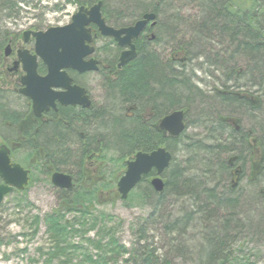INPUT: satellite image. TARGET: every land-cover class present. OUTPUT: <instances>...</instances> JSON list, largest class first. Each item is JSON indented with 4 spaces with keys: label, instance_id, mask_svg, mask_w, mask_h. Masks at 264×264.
<instances>
[{
    "label": "trees",
    "instance_id": "trees-1",
    "mask_svg": "<svg viewBox=\"0 0 264 264\" xmlns=\"http://www.w3.org/2000/svg\"><path fill=\"white\" fill-rule=\"evenodd\" d=\"M21 1L0 0V44L9 35L4 19L14 18ZM98 1H102V6L108 9L116 8L117 12L124 6V0L118 7L107 6L106 0H77L81 5H92ZM156 1L126 0V11L132 12L126 20L134 21L142 11L153 8ZM191 1L200 8V14L193 17L192 25H187L183 19L175 22L180 25L178 32L184 38L183 46L197 50L199 60L204 59L203 55L210 60H203L199 67L215 69L224 79L229 64L241 63L247 70L242 72L239 82L248 84V87L252 84L258 87L264 85V49L256 43L254 32V27L262 28L264 23V0ZM167 4L168 1H165L163 5ZM56 7L59 8L58 5ZM167 27L162 28L164 33L169 31ZM214 46L226 48L215 55ZM139 66L140 69L130 70L127 74L131 79L127 82L129 91L126 89V99L134 100L143 91L142 96L146 100L151 97L155 104L162 102L159 111L174 106L188 108L185 130L174 141H159L139 123L119 119L114 112L101 123L100 131L105 134V143L115 140L114 143L123 147L126 140V159L130 153L152 151L164 146L172 156L169 166L162 173L164 189L162 193H157L147 176L135 187L150 210L136 224V237L129 247L118 242L106 223L98 228L93 237L86 236L101 220L113 221L114 217L105 214L92 216L95 203L85 195L84 190L74 187L64 191L59 207L44 218L51 242L43 254L46 256L45 264H70L73 257H80L78 262L83 264H108L121 256H125L126 263L131 264H176V259L186 257H193L198 264H256L248 258L232 261L230 245L247 232L264 236V180L256 182L261 175L264 176V169L253 178L246 177L253 184L252 194L256 197L238 196L239 180L232 183L231 176L236 173L241 179L246 170L251 169V159L246 153L250 148L246 142L235 139L233 131L232 137L223 135L228 129L218 115L233 112L244 125L261 124L262 121L253 118L251 110L239 98L221 99V94L213 88L221 82L213 74H207L212 82L210 91H204L193 86L187 74L178 75L179 81L171 80L166 65L156 60L142 61ZM139 71L147 74L150 86L146 89L138 82ZM112 91L110 98L115 103L122 91L119 88ZM149 91L153 94L148 95ZM54 133L59 132L53 128L45 132L47 149L54 153L53 157L59 159L62 156V159L70 161L74 158L70 146L75 145L76 136L67 131L65 140L60 144L54 141ZM63 145L65 154L60 152ZM67 165L71 166V163ZM222 179L232 183L226 196L223 192L227 189L222 186ZM220 189L222 192H219ZM253 201H256L257 210L252 209ZM67 212L74 213L72 219L65 217ZM38 219L36 216L34 224H38ZM77 236L80 239L74 241ZM83 240L93 245L94 253L81 246Z\"/></svg>",
    "mask_w": 264,
    "mask_h": 264
},
{
    "label": "flooded vegetation",
    "instance_id": "flooded-vegetation-1",
    "mask_svg": "<svg viewBox=\"0 0 264 264\" xmlns=\"http://www.w3.org/2000/svg\"><path fill=\"white\" fill-rule=\"evenodd\" d=\"M165 1L168 0H157L153 8L142 11L134 21L126 20V16H131L126 11V0L119 12L116 9L101 6L100 13L106 25L115 30L126 31V27L133 25L137 19H142L143 14L152 13L154 17L146 23L139 35L132 39L136 56L123 65H119L121 54L130 47L126 44L120 45L113 36L101 34L95 23L90 22L86 25L91 39L85 41V45L91 52L82 57L85 63L83 66L94 62V64H89L94 68L87 70H80L81 65L56 70V63L50 68L43 57L38 54V51L43 49L36 46L37 40L34 33L46 31L50 27L69 24L75 12L70 16L69 21L55 26L30 24L22 28L19 26L9 28L8 26L17 23H6L9 35L0 44V169H2L0 187L8 186L10 190L3 196L0 205L27 190L36 176H39V182H47L54 186L51 178L56 172L69 175L72 189L77 187L84 190L85 195L95 204L113 203L120 200L118 181L125 173L126 161L132 159L134 154L130 153L126 159V140L123 147L114 143L115 140L105 143V134L100 131V125L114 112L119 119L123 118L125 121L128 119L133 124L139 123L145 131L155 135L157 140L171 142L177 137L171 136L168 131L160 128V122L165 116L183 110V131L185 130L188 108L174 106L168 110L159 111L162 102L155 104L151 97L146 100L142 96L143 91L134 100L126 99V89L129 91L127 82L131 79L129 75L127 77L128 72L140 69L139 65L142 61L148 59L165 64L168 68V76L175 82L179 81L178 75L183 72L194 74V78L191 79L192 85H197L195 82L198 81L200 85L197 87L205 89L202 86L205 82L196 75V70L202 68L199 64L203 60L205 62L210 60L206 59L205 55H203V60H199L197 57L200 56L199 53L190 52L189 47L183 46L184 39L178 32L180 25L175 22V20L183 19L186 23V19H193L195 15L200 14V8L186 17L182 6L170 5L169 1L167 5H163ZM246 1L256 2L257 0ZM81 6L90 8L92 5ZM167 25L169 31L164 33L162 28ZM254 32L256 43L264 49V23L262 28L254 27ZM259 34L262 35L261 38L258 37ZM120 37L126 38V32H122ZM236 40L239 39L236 38ZM214 48L215 54H218L226 47L214 46ZM60 51L61 49H58V52ZM228 66L224 79L216 73L215 69L202 68V72L206 76L213 74L221 82L213 87L221 94V99L239 98L243 105L251 110L253 118L262 121L261 124L244 125L233 112L218 115V118L226 123L227 129L231 133L233 131L235 139L249 145L250 149L246 153L251 159L250 170L251 178H253L264 169L262 160L264 157V117H260L264 116V85L258 87L252 84L248 87V84L239 82L242 72L247 70L244 69V65L238 63ZM30 68H34L35 77L28 73ZM51 70L55 73L54 77L50 76ZM138 75V82L144 87L143 89L150 86L146 73L139 71ZM174 76L177 77L173 78ZM45 77H48V83H58V86H46L45 81L40 83L41 78ZM24 81L28 82V86ZM207 85V90L210 91V82ZM25 87H28L30 91L29 96L22 92ZM116 88H119L122 93L120 92L119 101L114 103L110 95H113L112 90ZM152 94L149 91L148 95ZM49 128L59 132L52 136L54 141H59L60 144L65 140L67 131L76 136L75 145L70 146L73 159L69 161L62 159V156L59 159L52 156L54 153L47 149L44 142L45 132ZM60 152L65 154L64 145L60 147ZM67 163H71V166ZM230 164L233 163L230 162ZM15 165L27 172L28 181L23 189L13 184L18 183L20 177V172ZM236 168L239 171V166ZM154 176L155 170L152 169L147 179L150 181ZM6 179L10 182L8 183ZM54 187L62 192L70 191Z\"/></svg>",
    "mask_w": 264,
    "mask_h": 264
},
{
    "label": "rangeland",
    "instance_id": "rangeland-1",
    "mask_svg": "<svg viewBox=\"0 0 264 264\" xmlns=\"http://www.w3.org/2000/svg\"><path fill=\"white\" fill-rule=\"evenodd\" d=\"M168 1L170 5L182 6L186 17L198 10L197 5L191 0ZM80 5L81 3L77 0H59V3L58 0H23L17 6L15 19L7 17L4 21L17 23L8 26L9 28L18 26L22 28L30 24L61 25L70 20V16ZM106 5L118 7L122 5V0H106ZM127 13L132 14L131 10H128ZM190 52L193 51L190 50ZM196 75L204 79L205 83L202 86L207 90V83L210 82L211 84V79L199 70H196ZM246 177L245 175L239 179L236 191L238 196L249 195V198H252L251 196L255 195L252 194V187L254 186L249 183ZM39 179V176H36L25 193H19L16 197L9 198L7 202L0 205V264H45L46 256L43 254L48 250L51 242L44 224V218L59 207L63 192L47 182H39ZM261 180H264L263 175L256 182ZM73 198L75 197L73 196ZM251 206L252 209L257 210L256 201H253ZM149 210L148 204L143 201L137 188L133 189L125 200H117L113 203L99 202L95 204L92 216L99 217L105 214L113 216L114 220H101L86 236L93 237L98 228L106 223L112 228V234L118 242L129 247L136 237L134 234L136 224L139 219L146 216ZM73 215L74 213H65V217L68 219H72ZM36 216L39 217L38 224H34ZM79 239L80 237L77 236L74 241ZM81 246L93 253L95 252L92 248L93 245L85 240L82 241ZM230 248L232 261L248 258L256 264H264L263 235L244 233L240 239L230 245ZM125 258V256L118 257L116 261H109L108 264H131L126 263ZM78 259L81 258L78 257ZM78 259L71 258L70 264H83L78 262ZM175 262L176 264H198L193 257L178 258Z\"/></svg>",
    "mask_w": 264,
    "mask_h": 264
},
{
    "label": "water",
    "instance_id": "water-1",
    "mask_svg": "<svg viewBox=\"0 0 264 264\" xmlns=\"http://www.w3.org/2000/svg\"><path fill=\"white\" fill-rule=\"evenodd\" d=\"M102 1H98L90 8L80 6L78 10L72 15L69 24L64 26L50 27L46 31H39L34 33L38 48H42V51H38V54L43 57L50 68L54 63L55 69L58 70L62 67H76L82 66L80 70H87L94 68L89 64L94 62L85 63L82 61V57L86 56L91 52L87 50L85 41H90L89 30L86 28L90 22L95 23L101 34L106 36H113L120 45L126 44L130 48L126 52L121 54L119 65L127 64L136 56L135 45L132 43V39H135L141 30L145 27L146 23L151 20L154 15L147 13L142 19L136 21L133 25L126 27L125 30H115L112 27L106 25L103 17L100 13V7ZM122 32H126V38H121ZM58 49H61L58 52ZM51 77H54L55 73L51 70ZM28 73L30 76L35 77L34 68H30ZM48 77L41 78L40 83L43 81L47 82ZM24 83L28 82L24 81ZM46 86H58V83H48ZM22 92L29 96L30 91L28 87L22 89ZM184 111L179 110L165 116L160 122V128L171 136L178 137L184 129L183 123ZM171 153L165 149V147H158L157 149L150 152L138 151L134 157L126 161L125 173L121 176L118 181V192L121 199H126L129 192L137 185L141 180L142 176L147 175L152 169L155 170L156 176L151 178L150 182L156 192L161 193L164 188V179L161 178V174L169 166L171 161ZM20 172L19 182L13 183L19 189H23L27 184L28 178L26 177V171L20 166L15 165ZM0 169V173H1ZM9 183L10 181L6 179ZM54 186L65 188L67 190L72 189V181L69 175L63 173H54L51 178ZM10 190L8 186L0 187V202L3 196Z\"/></svg>",
    "mask_w": 264,
    "mask_h": 264
},
{
    "label": "bare ground",
    "instance_id": "bare-ground-1",
    "mask_svg": "<svg viewBox=\"0 0 264 264\" xmlns=\"http://www.w3.org/2000/svg\"><path fill=\"white\" fill-rule=\"evenodd\" d=\"M97 3V2H96ZM95 3H93L92 4V6L94 5ZM116 9V8H115ZM120 9V8H119ZM121 11V10H120ZM145 14H143V16H144ZM138 20H140V19H137V21ZM192 20L193 19H188L187 21H186V23H187V25H189V26H191L192 25ZM197 40H195V42H196ZM195 52H196V54H198V51L197 50H194ZM215 54V53H214ZM215 55H217V54H215ZM197 56V55H196ZM198 58L200 57V56H197ZM203 68V67H202ZM202 68L200 69V68H198L199 69V71L200 72H202ZM185 74H187L188 75V77H190L191 79H193L194 78V74H192V73H190V72H183L182 74H180V75H185ZM207 77V76H206ZM202 80L204 81V79L202 78ZM205 82V81H204ZM197 85H199V82L198 81H196L195 82ZM197 85H193V86H197ZM260 117H264L263 115L262 116H260ZM259 121V120H258ZM223 135L224 136H228V137H232L233 136V134L231 133V131L230 130H227V131H225L224 133H223ZM245 175L248 177V176H250L251 177V170L249 169L248 170V172H246L245 173ZM231 182L232 183H235V182H237L238 180H239V178H237V174L236 173H233L232 174V176H231ZM222 182L223 183H221L222 184V186H224V187H226V189L227 190H225L224 192H223V194L226 196L227 194H228V192H229V190L231 189V186L230 185H232V183L229 181V180H227V179H222ZM221 184L219 185V187L221 186ZM219 192H222V190L220 189L219 190Z\"/></svg>",
    "mask_w": 264,
    "mask_h": 264
}]
</instances>
